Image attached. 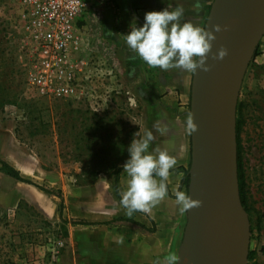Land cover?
Returning a JSON list of instances; mask_svg holds the SVG:
<instances>
[{"label":"rangeland","instance_id":"374dc122","mask_svg":"<svg viewBox=\"0 0 264 264\" xmlns=\"http://www.w3.org/2000/svg\"><path fill=\"white\" fill-rule=\"evenodd\" d=\"M19 11L12 0H0V133L4 132L5 139L7 134L11 138L6 130L13 122L19 146L30 153L42 169L62 175L61 187H72L69 190L73 193L45 182L35 173L21 176L14 168L22 179L52 192L48 194L25 184L32 199L45 206L49 205L50 198L59 201L50 217L23 200L12 208L11 205L0 207V264H11L17 255L25 254V244L39 237L60 238L66 248L72 229L82 230L88 226L84 218L67 219L66 210L86 215L91 209L88 201L95 180L101 175L114 179L118 171L119 177L127 175L123 165L128 159V146L133 138L139 139L137 135L134 137L137 128L130 118L135 117V104L129 102L126 91L117 87V78L114 86L107 87L109 76L101 67L104 61L99 56L97 59L91 56L84 38L71 53L73 62L83 64V73L78 79L82 93L79 98L50 99L30 86L28 46L17 22ZM92 62L95 65L90 70ZM237 126L236 149L239 146L246 202L242 207L249 231L246 264H264V36L241 82L236 102L235 128ZM0 160L9 164L1 157ZM189 166L183 168L184 176ZM0 178L8 180L11 188V177L1 166ZM101 187L110 189L106 209H112L113 202H119L115 195L118 188L114 187L113 180L100 183ZM38 249L39 253L49 256L48 246Z\"/></svg>","mask_w":264,"mask_h":264},{"label":"crops","instance_id":"0c3cea01","mask_svg":"<svg viewBox=\"0 0 264 264\" xmlns=\"http://www.w3.org/2000/svg\"><path fill=\"white\" fill-rule=\"evenodd\" d=\"M89 9L78 19V26L91 56L103 59L102 69L109 76L107 87L114 86L117 78L120 90L126 91L128 100L136 106L135 122L137 137L151 130L154 140L149 151H166L177 163L170 171L167 181L169 196L155 206L150 213L136 212L131 217L126 215L120 202H113V208L107 210L109 190L100 188V183L114 179L101 175L95 180L92 197L89 198L90 211L86 215L74 214L66 210L65 217L84 218L87 227L82 230L72 229L68 246L64 248L59 264H164L169 254L175 253L181 264H189V253L184 243L186 213L181 215L174 203L176 190L184 189L183 168L190 164V140L186 120L190 114V91L193 73L171 69L162 71L147 66L125 42L124 36L135 27L144 23L146 12L173 10L177 6L184 9L182 22H190L204 28L212 10L213 0H86ZM254 8L258 3L254 1ZM264 36V35H263ZM263 38V37H262ZM92 59H94L92 57ZM95 62L89 69L94 68ZM154 125L166 127L167 132L160 135ZM0 133V157L21 176L32 173L43 177L51 185L61 187L64 177L44 170L30 153L19 146L15 138V126ZM7 147L5 146V143ZM5 146V147H4ZM11 146V147H10ZM8 150L6 154L2 152ZM10 151V152H9ZM127 175L118 180V195L127 189ZM0 178V207L11 208L21 200L42 211L46 217L53 216L58 203L57 198H50L49 205L41 204L31 198L24 183L11 178ZM67 193L73 191L61 187ZM108 188V187H107ZM66 202V196H63ZM70 201V199L68 198ZM103 205L101 206V204ZM71 204V202H70ZM99 209V210H98ZM119 213V214H118ZM62 215V219H65ZM70 233V232H69ZM66 243V242H65ZM188 253V254H187Z\"/></svg>","mask_w":264,"mask_h":264},{"label":"water","instance_id":"95a60500","mask_svg":"<svg viewBox=\"0 0 264 264\" xmlns=\"http://www.w3.org/2000/svg\"><path fill=\"white\" fill-rule=\"evenodd\" d=\"M253 4L254 0H213L204 28L214 31V25L226 21L223 17L221 23L212 22L213 13L220 8L242 28L243 36L223 60L212 61L210 70L199 80L200 69L192 75L189 106L197 131L190 134L187 194L192 197L193 171L203 163L211 167L217 195L188 238L194 212L191 209L186 213L184 243L189 249V264H226L208 245L224 225L239 219L245 223L242 264H246L249 231L238 188L235 116L241 82L264 35V5L255 9Z\"/></svg>","mask_w":264,"mask_h":264},{"label":"clouds","instance_id":"9594fccd","mask_svg":"<svg viewBox=\"0 0 264 264\" xmlns=\"http://www.w3.org/2000/svg\"><path fill=\"white\" fill-rule=\"evenodd\" d=\"M183 16L184 9L179 6L173 10L165 8L146 12L143 26L131 29L124 36V42L150 68L162 71L178 69L189 73H196L200 69L208 72L211 67L207 64L208 54L216 39L215 33L222 30L221 26L214 25V31H208L190 22H182ZM227 55L228 50L221 47L212 58L223 60ZM154 128L160 135L167 132L166 127L154 125ZM186 128L189 134L197 131L191 114L186 120ZM153 140V132L146 130L139 139L133 138L128 146V159L123 171L129 179L127 189L120 194V204L129 217L136 212L150 213L169 196L167 181L177 161L159 149L154 150L157 154L153 155L149 151ZM174 203L179 214L183 215L199 207L202 202L192 199L184 191L176 190ZM178 262L179 257L171 253L164 264Z\"/></svg>","mask_w":264,"mask_h":264},{"label":"built area","instance_id":"2783aa9c","mask_svg":"<svg viewBox=\"0 0 264 264\" xmlns=\"http://www.w3.org/2000/svg\"><path fill=\"white\" fill-rule=\"evenodd\" d=\"M20 11L18 24L23 32L29 60L27 77L30 86L43 97L57 100L79 98L78 79L83 64L73 62L83 39L78 19L89 9L86 0H12ZM42 239V240H41ZM48 246L49 256L38 248ZM60 238H41L25 244V254L11 264H59L64 249Z\"/></svg>","mask_w":264,"mask_h":264},{"label":"bare ground","instance_id":"6f19581e","mask_svg":"<svg viewBox=\"0 0 264 264\" xmlns=\"http://www.w3.org/2000/svg\"><path fill=\"white\" fill-rule=\"evenodd\" d=\"M254 1L258 3V7L264 5V0ZM223 17L226 18V21L220 25L222 30L215 34L216 39L212 42V49L208 54V65L214 61L212 57L214 54L218 53L221 47L226 48L229 51L238 45L243 36L242 28L220 8H217L213 13L212 22L221 23L224 19ZM204 73V71L199 70L198 80ZM192 183L191 198L199 200L202 203L199 207L192 208L194 217L187 238L192 235L200 216L214 201L217 195L214 174L208 164L201 163L194 168ZM244 229L245 223L242 219L224 225L217 233H215V239L208 245L209 250L226 262V264H242L245 250ZM185 247L188 251V245Z\"/></svg>","mask_w":264,"mask_h":264},{"label":"trees","instance_id":"16d2710c","mask_svg":"<svg viewBox=\"0 0 264 264\" xmlns=\"http://www.w3.org/2000/svg\"><path fill=\"white\" fill-rule=\"evenodd\" d=\"M238 129H239V127L237 126V128H236L237 141H238ZM239 150H240V148L238 146L237 147V178H238V188H239L240 201H241L242 206L244 207L245 203H246L245 202V195H244V176H243V172H242V165H241L240 151ZM0 166H1L2 170L5 172V174L10 176L11 178H13V179H15L21 183L34 186L38 190L43 191L45 193L52 194L51 191L45 190L44 188L37 186L28 180L22 179L19 176V173L14 168H12L9 164L5 163L2 160H0ZM118 180H119V171L116 173L115 178H114V187L115 188H117V186H118ZM188 183H189V176H188V170H187L186 174L184 176L183 185L187 188ZM115 193H116L115 195H116L118 201L120 202L119 195L117 193V189H115Z\"/></svg>","mask_w":264,"mask_h":264}]
</instances>
